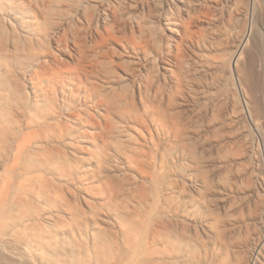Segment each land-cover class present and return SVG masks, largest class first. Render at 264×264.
I'll use <instances>...</instances> for the list:
<instances>
[{
  "label": "bare ground",
  "instance_id": "1",
  "mask_svg": "<svg viewBox=\"0 0 264 264\" xmlns=\"http://www.w3.org/2000/svg\"><path fill=\"white\" fill-rule=\"evenodd\" d=\"M171 2L176 3L178 12H188V0ZM256 2L252 0L254 14ZM112 4V0H0V264H192L191 231L186 229L187 225L180 227V223L181 217L190 218L197 204L192 190L187 192L186 185L201 196L202 192L213 190V181L208 172H204L206 165L198 155H202L201 152L191 147L200 145H195L201 140L200 131L183 118L186 114L183 115L182 107L189 109L190 105L199 103L201 94L203 114L209 119L206 125L220 131L226 123L221 115L224 114L221 104L228 98L223 91L228 81L221 76L228 70L237 75L240 88H246V95L251 99V105L247 103V107L255 112L252 114L256 115L257 121L264 115L256 94V69L259 66L256 60L245 57L251 30L244 33L229 60L224 61L222 40L218 42L217 37L206 39L203 30H196L194 18L178 19L174 13L165 20L161 17L165 24L155 29L157 25L155 28L139 25L131 14L128 17L123 16L126 13L118 14ZM93 7L98 12L95 19H89V10ZM87 13L90 14L88 19ZM88 20L107 23V26L104 24L103 31L99 29L92 35L83 25ZM211 31L210 34H214ZM218 55H222L223 61ZM165 59L166 64L162 65ZM195 63L197 67L200 64V68H195ZM211 67L214 77L210 74V78L213 80L208 82L206 79L205 82L200 75L207 74ZM80 92L89 100H85L88 103L85 106L93 107L95 113L84 110L81 102L79 105L73 102L75 100L71 101ZM197 114L196 117L202 111ZM87 125L92 127V133L114 139L115 145L122 141L131 147L134 138L130 131L140 133L144 140V147L133 146L128 155L129 162L144 164V169L139 166L144 179L155 184L151 192L142 191L144 248L142 244L134 247L130 239L136 237L131 238V235L127 241L123 239L128 248H118L112 239H107L95 219V222L87 221L81 206L79 208L76 203V207H72L74 204L66 196V184L57 181L59 169L56 163L60 158L66 160L65 149H74L77 143L88 139ZM207 137L203 138L205 142ZM172 146L176 147V152L166 149ZM163 148L166 152L163 150L165 153H162L165 156L167 153L164 159L175 166L177 173H171L183 184L182 190H179L177 180L173 182L167 177L166 161H160L162 156L159 158ZM92 188L89 185L86 190L92 193ZM70 195L77 196L75 190ZM84 199L91 212L95 211L97 207L93 208V203ZM89 212L86 215L91 214ZM213 215L215 218L211 219L206 235L212 250L226 253V257L232 253L235 258H242L241 254L236 255L240 246L234 226L237 223L230 221L227 225L229 221L225 223L223 219L225 222H221L219 216ZM67 217L76 225L67 222ZM67 223L73 225L70 232ZM21 243L36 249L39 257L21 251ZM258 243L262 245L264 238ZM237 262L254 264V255Z\"/></svg>",
  "mask_w": 264,
  "mask_h": 264
},
{
  "label": "rangeland",
  "instance_id": "2",
  "mask_svg": "<svg viewBox=\"0 0 264 264\" xmlns=\"http://www.w3.org/2000/svg\"><path fill=\"white\" fill-rule=\"evenodd\" d=\"M112 2L113 4L111 5V7H113L112 9L114 10L117 9L118 14L126 13L123 15L124 17H126L128 14L129 15L131 14L139 25L140 24H143V26L150 25L153 28H155V26L157 25L158 27H156L155 29H158L159 27L160 28L163 27L165 21H163L162 19L164 18L165 20L166 16L169 17L170 15H174V13H175L174 16L178 15V17H175L178 19L194 18V20L197 21L196 30L200 29L199 30L200 32H202L201 30H203L204 31L203 34L204 36H206L205 37L206 39L217 37L218 42H221L222 40L220 44H222L223 48L218 42L217 43L220 45L219 47L222 48L221 50L224 49V53H223V57L225 56L224 61L229 60L232 51L235 49L236 46L239 45L244 33L246 31L251 30L252 36L250 38L248 46L246 47L245 57L246 59L251 61L256 60V65L259 66L257 67L258 69H256V80H255L256 89H257L256 94L260 100L261 107L264 109V0H257L258 2V3L256 2L257 11L255 14L253 13V9H252L253 8L252 0H188V3L190 4V5L188 4V10H187L188 12L185 11L183 13L178 12L176 3L171 2V0H167V1L166 0H112ZM167 2L168 4L166 5ZM89 12H91L90 13L91 16L90 14H88ZM89 12L87 13L86 19H88L87 18L88 16H90L89 19L90 18L93 19V17L95 19L98 12L97 8L93 7L89 10ZM165 12L168 15H166ZM177 13H179L180 15ZM204 13L207 15L205 16ZM194 15H197V18ZM199 15L200 17L198 18ZM88 21H90L92 24ZM88 21H84L83 25H86L84 26L85 29H87V27L89 28L86 31L87 33H90L92 35L93 34L96 35L97 31H100L99 29L103 31L107 26V23L106 24L103 22L97 23L95 20H93V22L91 20ZM146 22L148 23L146 24ZM88 23H90L91 25H89ZM208 23L211 24L209 25ZM104 24L106 26H104ZM131 25H132L131 23H128V26L132 27L133 25L132 26ZM96 28H98V30H96ZM217 28L218 29L220 28L222 31L220 29L217 30ZM211 30H213V32ZM210 31L211 33L214 34H210ZM217 31H219L220 33ZM216 34L219 36H217ZM226 40L227 42H225ZM219 57L220 59L222 58L223 61L222 55ZM165 61L166 59L163 61L162 65L166 64ZM132 66L136 67V65L134 64L133 65L131 64V67ZM193 66L196 68L198 65L197 63H195V65L193 64ZM200 66L201 65L199 64V67L197 68H200ZM210 69L212 71H210ZM207 71H208L207 74L202 73L200 76L202 77L203 81L210 82V80L211 81L213 80L212 77H211L212 79L210 78V74L211 76L214 77L213 75L214 71L212 67L207 69ZM221 71L223 70H220V72ZM224 71L228 72V70H224ZM227 72L223 73V77L224 76L227 77L223 78L221 76L222 74L220 75L222 79L226 80L227 78L228 81V82L226 81L227 84L223 87L224 88L223 91L226 93L225 95H227L226 97L228 98L226 99V97H224L226 99V102L223 101L224 103L221 104L222 106H224V107L221 106L223 108V109L221 108L222 109L221 113H224L221 115L226 122L225 126H223L225 128L222 127V129L220 128V131L217 132L215 131L216 129L209 128L210 126H207L209 124L207 120L209 119L205 117L203 114L204 104L202 103L200 92H197L198 94H200L199 103L190 105L189 109H187L188 107H182L183 115L186 114L185 116H183V118L186 119L187 122L189 120V122H191V124L193 125V128L194 126L195 128L198 127L196 128V130L200 131L198 133L201 136V140L198 142V144L195 143V145L200 144L199 145L200 147L199 146H196L195 148L193 146L191 147L193 149H196V152H201L202 155H200V153H198V155L199 157L202 156L201 160L202 162L204 161L203 164L206 165L205 167L203 166L204 172L206 173L208 172L207 175L208 176L210 175V178L213 181V190H211L210 193L202 192L203 194L201 193L202 195L200 196V192L199 193L194 192V189L186 185L187 192L192 190L195 200L194 202H196L197 205L195 207L196 208L195 211L194 210L192 211L193 215L191 213L190 216V218L192 217L193 219L192 218L186 219L185 217L183 218L181 217L180 227L183 228V225L184 227H186L187 225L186 229L188 228L187 230L191 231L190 234L189 232L187 233L190 235L189 237H191L190 238L191 240H189L190 241L189 247L192 251V258H193L192 264H236V263L238 264L237 260H239L240 263L244 261V258L246 260L251 255L252 256L254 255V264H264V243L262 245H259L258 243L260 239L264 238V148H263L264 115L260 119L261 121H259L260 122L259 123L256 119V115L252 114L254 111L249 110L247 107V103H249V101L251 102V99H249L250 97L246 95V88L244 89L240 88L238 82L236 81V79L238 78L236 74L235 75L230 74L229 72L228 74ZM225 80L223 82H225ZM232 83H234V85ZM232 85L234 86L235 90L234 88H232L233 87ZM226 88H228L227 91H225ZM242 90H245L244 91L245 93ZM85 100L87 102L89 101L88 99H85V95L83 92L78 93V95L76 94V97H74V99L73 98L71 99V101L77 104L81 102V104L85 107L83 109L86 110L87 112L90 110L89 112L95 113L93 111L94 109H91L93 107L90 108V106H85L86 104H88ZM223 104L225 105L227 104L226 105L227 110L225 109V105ZM199 108L202 109L200 110L202 111L203 117H201L202 114H199L201 113V111L199 112L198 110ZM197 112L200 116L197 114ZM195 113L198 115L197 117L199 118L196 117ZM186 116L187 117L189 116L188 119ZM202 119L204 122L202 121ZM193 120L194 121L199 120V121L194 123ZM85 128L86 130H88L86 134L88 136V139L77 143V146L74 149L71 148L65 149L66 150L64 156L65 158L64 157L63 158L68 161L63 160L61 158L60 160L58 159L60 162L57 160L58 163H56V166H58L57 169H59L57 181L62 182L63 185L66 184L64 185V188L66 190V196L69 199V201L71 200L70 202L74 204V206L72 207H76L77 204L78 207L81 206L82 211L83 212L85 211L84 216H87V221L91 223V222H95L96 220V222H98L99 224L98 226L100 227V229L103 230L104 233L106 234L107 239L108 240L112 239L114 244H116L118 248L120 249L128 248V245H124L127 244V242L125 243V240L127 241L128 235H131V238L132 236L133 238L136 237L135 239H137V237L139 236L137 239V243L135 242L136 241L135 239H130L132 241V242L130 241V243H132L134 247L138 246V244H142L144 248V221H142V218H144V192L142 191L151 192L155 188V184L150 179H144V172H141L142 170H140V168L144 169L143 167L144 164L143 165L140 164L141 166L136 165L137 161L129 162L130 159L128 158V155H130V150L132 149V147L137 146L139 144L140 147L143 146L144 140H142V137H140L141 136L140 133L130 131L132 137L134 138V142H132L131 147L129 146V144H127V142H122V141L120 144L115 145L114 144L115 141L114 139H111V137L109 139V137L107 138L106 135L104 137L98 135V133H92L91 132L92 127L89 125H87ZM214 132L215 134L217 133L218 134L223 133V134L222 135L217 134L216 136ZM92 136H94V140ZM222 136L224 139L222 138ZM204 137L208 138L207 142H205L206 139H203ZM211 138L212 139L214 138L215 140L213 139L214 140L213 141L211 140ZM219 138L221 139L220 141ZM102 139L104 141H102ZM202 141L203 143H201ZM134 143L136 145H134ZM169 147L166 148L167 150L169 149V152L177 151L176 147L175 148L174 146H172L171 148ZM174 149L176 150L174 151ZM100 150L102 151L100 152ZM163 150L164 148L161 150V154L159 155V158L162 156L160 158V161H162L167 156V153L166 156L165 154H163L166 152V150H164L165 152ZM98 158H100V160H98ZM165 159L164 161H166ZM61 162L64 168L62 167ZM99 163H102V165H100ZM165 163H166L165 164L166 172L169 174V175L167 174L168 175L167 177H169V179L171 178L173 182L177 180L178 182L177 184L178 186H180L179 190H182L183 184L179 182L177 175L174 174L176 172L175 166L174 165L172 166L169 163L167 164V161ZM57 164H59L60 166ZM69 174L70 176L72 175L73 177L72 176L70 177ZM172 178H174V180ZM78 179L80 181H78ZM74 181L76 183H74ZM89 185H92V187L94 188V190L92 188L93 190L92 193L86 190V187H89ZM80 186L82 187V189ZM67 187L68 188L70 187L69 190L71 189V191L69 190L67 191L68 189ZM116 187L118 192L115 189ZM74 190L75 193L77 194V196L75 197L70 195V193L74 192ZM110 190H113V192ZM111 193H113L114 195ZM138 194L139 195L141 194L140 195L141 197L139 196L140 198L138 197ZM112 195L114 198L112 197ZM84 198L90 200L94 205L93 208L96 207L98 208L95 209V211L98 210V212L93 211L95 212V214L91 212L92 210L90 209V207L86 205L87 202H85ZM72 199L73 200L80 199L81 201L80 202L78 200L73 201ZM111 201H113L117 205H115ZM107 203L110 204L111 206L108 205ZM111 208L112 209L114 208V211ZM115 210L118 213H116ZM88 212L91 214L86 215V213ZM212 214H215L217 217L219 216V220L220 221L222 220L221 222L226 221L225 223H227L229 221L227 225H229L230 221H232L233 223L234 222L237 223L234 226H236V232H237L236 237L237 240L239 241L238 245L240 244V246L236 251V255L241 254L240 257L242 258L245 255L243 259L239 258V256L235 258L234 255H232V253L230 254L231 257L228 255H227L228 257H226L225 255L226 253H223L221 251L214 252V250H212L213 246L210 240H208L209 238L206 236L208 235L209 232L210 221L212 218H215L214 215L212 216ZM231 214L234 216L233 218H231L232 217L230 216ZM91 215L92 218L90 217ZM117 216L120 218H118ZM69 217H67V222L75 226L76 223L75 222L72 223L73 221H71L72 219L71 218L69 219ZM121 217H123L122 221L120 220ZM124 224L125 225L129 224V226L124 227L125 226ZM73 225L72 226L70 225L71 226L70 227L68 226L67 223L66 228L68 226L67 228L68 232L72 231ZM130 226L133 227L131 228ZM135 227L137 228L138 231L136 230ZM70 228L72 229L69 230ZM132 229H134L135 231ZM238 229L240 231H238ZM130 230L132 233L130 232ZM204 231L207 233H205ZM133 232L134 233L136 232L137 236L133 234ZM67 235H69V233ZM238 235L241 236V238H239ZM123 239L125 240L123 241ZM141 241L143 243H141ZM25 245L26 244L24 243H21V245H19L21 251H26L27 253H29L34 257L37 258L39 257L36 249L33 248L34 249L33 250L32 248H29ZM239 251L241 252L239 253ZM224 255L227 258V260L230 258V262L229 261L227 262V260L224 258ZM221 257L224 259H222ZM221 259L224 261V263Z\"/></svg>",
  "mask_w": 264,
  "mask_h": 264
}]
</instances>
